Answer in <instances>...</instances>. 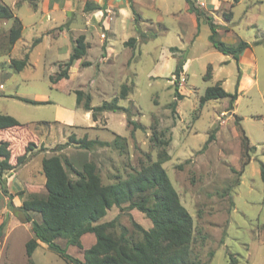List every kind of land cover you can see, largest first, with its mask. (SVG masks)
I'll return each mask as SVG.
<instances>
[{"label": "rangeland", "instance_id": "374dc122", "mask_svg": "<svg viewBox=\"0 0 264 264\" xmlns=\"http://www.w3.org/2000/svg\"><path fill=\"white\" fill-rule=\"evenodd\" d=\"M192 1L202 11L199 19L184 11L185 0H128L126 14L112 11L109 17L101 9L98 25L88 29L86 55L73 62L68 78L52 83L50 75L69 57L81 34L64 31L72 20L78 25V19H73L77 12L67 11L63 24L40 33L32 24L35 15L52 24L44 21L47 15L51 19L59 14L52 11L57 0H3L22 18L24 29L10 51L0 53V114L22 123L6 130L15 144L13 152H23L28 142L34 146L25 163L0 177V223L5 221L0 264H29L25 243L33 233L19 206L30 195H45L42 158L58 155L71 177L84 162L93 161L102 182L110 183L113 175L124 179L157 158L153 128L165 130V138L171 136L166 148L170 159L163 167L193 219V264H264V0ZM130 4L139 15L136 19ZM205 16L217 24L218 40L236 44L241 39L249 44L240 60L213 48ZM4 21L0 19L1 48L7 45ZM37 37L41 40L30 47ZM100 37L107 38L111 49L106 60L101 58ZM130 37L136 39L134 45L124 44ZM26 52L29 65L15 71L10 60L21 59ZM182 55L186 65L178 90L184 96L177 100L173 117L168 105L174 99L173 71ZM82 59L91 65L82 66ZM209 65L211 75L205 78ZM216 82L228 92L236 91V100L229 106L228 98L212 99L200 107V96ZM122 85L128 91L118 104L144 128L132 133L133 125L121 111L101 112L93 121L90 112L86 117L76 107L77 89L89 93L91 105L97 106L118 97ZM17 97L49 102L33 104ZM241 129L254 146L243 167ZM70 134L106 140L109 146L90 150L72 144L59 147ZM211 134L213 138L204 147ZM31 217L40 220L38 214L31 213ZM113 218L114 233L124 232L133 240L140 238L133 222L145 229L152 226L142 212L128 209L127 203L110 208L100 222ZM57 242L66 253L83 259V250L93 244L94 235L81 237L82 248L64 239ZM40 243L31 256L34 264H72Z\"/></svg>", "mask_w": 264, "mask_h": 264}, {"label": "trees", "instance_id": "16d2710c", "mask_svg": "<svg viewBox=\"0 0 264 264\" xmlns=\"http://www.w3.org/2000/svg\"><path fill=\"white\" fill-rule=\"evenodd\" d=\"M34 2L35 0H27ZM188 10L194 13L197 19L201 18L202 11L198 9L192 0H186ZM135 19L139 15L130 4ZM98 8L89 2L85 4L84 10L88 11ZM231 13L226 19L230 20ZM0 19L11 20V26L7 32L6 46L0 47L2 51H10L12 45L22 34V22L16 16L10 6L0 2ZM210 28L209 41L213 48L234 60L249 46L244 40L236 44H226L217 39V24L211 17L205 16ZM41 40L37 37L30 47L35 46ZM136 39L130 37L124 42L126 45H134ZM88 43L85 36L80 34L74 40L69 57L58 63V71L50 75V81L56 83L61 79L68 78V71L77 59H81L87 53ZM176 50L177 47L171 46ZM28 52L21 59H11L10 67L15 71L23 70L29 65ZM186 59L184 55L176 62L173 74L174 99L169 103L171 115H176L175 107L177 100L184 95L178 90V79ZM82 66L91 65L89 61H82ZM211 75V66L207 67L205 78ZM128 88L122 85L118 97L110 101H103L100 105H91V95L81 89L74 91L76 95V107L91 113V118L96 121L98 114L104 111H121L129 118L128 122L133 125L132 133L136 128H144L142 125L130 119V111L118 104L119 98H125ZM18 99L42 104L49 101H36L27 98ZM228 98L229 106L236 100L237 92L226 91L220 82L208 86L203 95L200 96L199 105L202 107L212 99ZM22 126V123L11 115L0 114V177L3 172L14 169L17 165L26 162L34 143L28 142L23 152H13L15 146L13 139L8 137L6 130H12ZM240 128V127H239ZM5 132V135L4 133ZM165 130L157 131L153 128L151 140L159 148L157 158L141 164L139 170L126 178L119 175L112 176V182L103 183L98 168L93 161L84 162L80 169L71 177L64 169L58 155H50L42 158L41 168L45 180V195H30L23 200L19 206L24 214L25 222H30L33 236L25 243V253L29 264H34L31 256L39 243H45L49 248L58 252L62 257L72 264H193L191 257V241L193 230V219L186 207L180 202L179 195L173 187L163 163L170 159L166 148L171 141V136L164 137ZM241 144L244 161L242 167L248 162V152L254 149L249 145L248 138L241 129ZM213 138L211 134L204 143V147ZM23 144V143H22ZM74 145L77 148L90 150L96 147L109 146V141L88 138L84 135L76 137L70 134L68 140L60 144ZM22 147V146H21ZM261 178L264 180V164L261 163ZM1 179V178H0ZM127 203L128 209H137L142 212L152 223L148 229L133 222L134 227L140 233V238L130 239L124 232L115 234L113 228L116 226L115 218L100 222L112 207H121ZM31 213L38 214L40 220L31 217ZM5 221L0 223V237ZM86 233H93L94 243L83 250V259H78L66 253L57 239H64L66 244L82 248L81 237Z\"/></svg>", "mask_w": 264, "mask_h": 264}, {"label": "crops", "instance_id": "0c3cea01", "mask_svg": "<svg viewBox=\"0 0 264 264\" xmlns=\"http://www.w3.org/2000/svg\"><path fill=\"white\" fill-rule=\"evenodd\" d=\"M134 1L135 0H132V2H134ZM207 1H208V4H210V3L212 4V2H213V0H207ZM0 2H3V0H0ZM87 2H89L93 6L96 5L98 8H94V9H91L88 11L84 10L85 4ZM128 5H129L128 0H57V2L53 3V10L52 11L59 12V14L56 15L57 17H55V18L52 17L51 19L47 15V18L44 21V22L48 21L49 23L53 22L52 24L43 23L41 17L37 18L35 13L32 15V16L35 15V19H34V21H32V24H33L34 28L39 27L40 33H46L47 30H50L54 27H57V26H59L65 22V19H66L65 13L67 11L77 12V15L73 19H78L79 23H81V24L78 23V25H76L75 20H72L69 23L68 28L64 31H66L68 33L71 32V33H77V34H79L81 32V34H83L85 36V40H88L87 39L88 38L87 33H89V31H90L88 29L89 28L94 29V26L96 25V23L98 25L99 21L101 20V9L105 8V11L106 12L108 11L107 16L109 17V13L111 14L112 11L113 12L116 11L115 13L117 15H119V14L121 15L123 12L126 14L127 13L126 8L128 7ZM76 9H79V10H76ZM183 9H184V11H187L188 13H192L188 10V4H187L186 0H185ZM14 14L16 16H18L15 12H14ZM124 16H126V15H124ZM19 19L22 22V18L19 17ZM8 23H9V25H8ZM4 24H5V27H4L5 30H8L11 26V22L9 20L4 21ZM22 26H23V23H22ZM23 29H22V32H23ZM110 34H112L111 31H110ZM102 35H105V34H102ZM106 41H107V38L102 39L103 56H101V58L105 59V60L108 59L110 54H111V49L108 46V44L106 43ZM123 42H125V40H123ZM175 47H177V46H175ZM244 52H245V50L239 55L238 60L241 59V56ZM70 53L71 52H69V54ZM83 61H89V60H83ZM89 62H91V61H89ZM185 65H186V61H185V64L183 65L184 68H185ZM84 116L88 117V116H90V113L84 111ZM43 180H44V177H43ZM44 182H45V180H44ZM94 241H95V237H94Z\"/></svg>", "mask_w": 264, "mask_h": 264}, {"label": "built area", "instance_id": "2783aa9c", "mask_svg": "<svg viewBox=\"0 0 264 264\" xmlns=\"http://www.w3.org/2000/svg\"><path fill=\"white\" fill-rule=\"evenodd\" d=\"M200 4H201V5H204V3H203V2H200Z\"/></svg>", "mask_w": 264, "mask_h": 264}]
</instances>
